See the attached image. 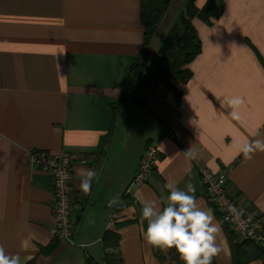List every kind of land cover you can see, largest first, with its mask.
Masks as SVG:
<instances>
[{
  "label": "crops",
  "instance_id": "0c3cea01",
  "mask_svg": "<svg viewBox=\"0 0 264 264\" xmlns=\"http://www.w3.org/2000/svg\"><path fill=\"white\" fill-rule=\"evenodd\" d=\"M184 2L171 0L146 44L140 0H0V243L8 253L26 264H105L103 234L112 232L119 244L108 251L122 264H168L144 240L139 209L141 199L163 203L165 184L175 181L181 189L193 184L212 210L225 240L217 263L232 264V230L207 201L199 168L226 170L232 195L264 215V153L246 160L234 147L264 139V0H222L210 23L194 17L201 51L187 65L188 81H173L180 95L146 87L143 105L129 102L113 115L131 66L152 63ZM232 97L244 100L240 120L222 106ZM148 143L158 144L159 158L145 183L131 185ZM190 145L196 160L185 158ZM31 149L73 157V246L46 251L54 244L53 179L30 163ZM80 169L97 173L88 194Z\"/></svg>",
  "mask_w": 264,
  "mask_h": 264
},
{
  "label": "trees",
  "instance_id": "16d2710c",
  "mask_svg": "<svg viewBox=\"0 0 264 264\" xmlns=\"http://www.w3.org/2000/svg\"><path fill=\"white\" fill-rule=\"evenodd\" d=\"M198 0H185L184 5L168 29L166 35L161 40L149 66H145L138 60L133 63L130 69L128 79L121 96L112 104L114 117L120 116L123 109L129 102L142 104V99L138 95L146 87H159L167 85L173 88L177 95H180L178 88L173 86V81L185 83L191 77V72L187 65L195 59V56L201 51V43L198 32L193 26L192 20L198 17L206 23L211 19L217 18L222 9V0H205L199 6ZM140 16L145 31V41L148 44L156 34L155 30L159 25L161 18L170 5L171 0H140ZM218 2V9L214 5ZM128 199L124 201V205ZM141 211V208L139 209ZM229 240L232 264H246L249 261L260 259L264 262V246L248 240H239L234 232L226 230ZM104 261L105 264H122L114 252L108 251L110 248H116L119 244V235L112 232L103 234ZM54 237V244L48 250H53L59 243ZM45 251V252H46ZM157 255L160 260L168 259V264H183L177 255L175 249L167 250L166 254L158 249ZM27 264H34L30 261ZM84 264H98L93 258H88ZM213 264L217 263V257Z\"/></svg>",
  "mask_w": 264,
  "mask_h": 264
},
{
  "label": "clouds",
  "instance_id": "9594fccd",
  "mask_svg": "<svg viewBox=\"0 0 264 264\" xmlns=\"http://www.w3.org/2000/svg\"><path fill=\"white\" fill-rule=\"evenodd\" d=\"M243 103L242 98L232 97L226 99L222 106L230 110L228 115L232 119L240 120L238 109ZM259 135V132L253 133L254 137ZM234 147L236 155L242 154L246 160H251L256 152L264 153V139H245L235 142ZM184 155L188 160H196L198 151L194 145H190ZM77 176L81 191L88 194L97 173L93 169H80ZM165 188L168 195L163 203L156 199L140 201L142 222L147 221L143 231L144 240L155 248L175 249L183 264H213L214 258L222 253L225 243L214 213L200 204L193 184L188 183L185 189H181L175 181H168ZM116 202L112 200L109 204L111 206ZM228 211L238 223L244 215L243 210L235 206H229ZM26 260L18 253H8L3 243H0V264H26Z\"/></svg>",
  "mask_w": 264,
  "mask_h": 264
},
{
  "label": "built area",
  "instance_id": "2783aa9c",
  "mask_svg": "<svg viewBox=\"0 0 264 264\" xmlns=\"http://www.w3.org/2000/svg\"><path fill=\"white\" fill-rule=\"evenodd\" d=\"M28 160L37 169L48 173L53 179V200L51 207L55 220L53 234L59 243L74 245L75 219L72 211L75 206L73 193V157L70 153H53L47 150L31 149L26 152ZM160 152L157 143H148L131 185L145 183L152 174ZM206 199L220 214V219L239 240H248L264 246V215L248 208L241 199L235 198L227 185V171L215 173L199 168ZM66 176L67 178H64ZM229 206L243 210L239 223L228 211Z\"/></svg>",
  "mask_w": 264,
  "mask_h": 264
}]
</instances>
